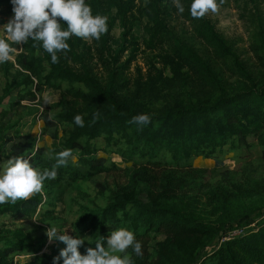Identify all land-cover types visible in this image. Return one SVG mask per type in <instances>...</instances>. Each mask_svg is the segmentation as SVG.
Listing matches in <instances>:
<instances>
[{
  "label": "trees",
  "instance_id": "obj_1",
  "mask_svg": "<svg viewBox=\"0 0 264 264\" xmlns=\"http://www.w3.org/2000/svg\"><path fill=\"white\" fill-rule=\"evenodd\" d=\"M192 2L181 0L185 8L182 15L195 23L210 57L183 42L170 29L167 17L171 10L177 9L171 0H86L94 16L107 17L108 32L100 40L93 39L104 75H99L88 62L89 51L84 48L83 38L73 36L67 41L71 51L66 57L58 53L59 63H52L42 44L29 39L14 61L0 64L5 77L0 108L6 98L10 99L9 106L13 109L21 105V100L35 98V91L43 92L48 87L62 90L63 83L68 84L63 91H69L83 102L72 103L63 97L53 105L59 109L52 120L47 109L42 114L44 131L58 140L48 149L38 145L36 138L16 140L0 128V155L27 158L26 152L30 155L35 150L30 163L43 170L55 163L48 156L72 149L75 163L70 159L66 167L57 170V178L44 186L50 195L57 184L73 185L117 168L114 162L108 164L107 158L99 154L102 148L96 140L104 138L110 146H118L115 151L132 163V169L125 184L110 192L105 206L82 207L75 224L77 230L92 229L104 241L118 228L132 231L142 243L143 253L136 256L128 250L134 264H264V218L255 226L248 222L252 227H243V234L225 239L237 227L234 224L246 223L256 208L246 211L245 204L237 202L236 195L222 186L208 192L210 206L190 192L194 174L187 168L193 157L213 158L221 164L220 156L226 145L229 144V149L249 148L250 136L264 146V82L255 80L207 14L200 19L191 16ZM137 7L148 17L145 26L151 42L165 40L173 45L166 61L175 72L174 78L186 85L187 74L183 71L186 67L205 90L203 96L193 90L186 98H174L173 103L150 113L121 101L120 92L126 85L122 73L141 51L139 40L133 34V10ZM117 21L123 30L113 49L112 32ZM61 23L66 29V22ZM12 46L19 48V45ZM127 51L129 56L122 62ZM225 71L236 76V81L230 83ZM156 84L150 75L147 87ZM97 111L101 118L93 123V113ZM77 114L84 119L83 127L74 122ZM138 114H149L151 122L145 126L128 123ZM59 124L68 127L62 129L61 138ZM46 204L53 205V199L44 200L42 192L36 193L26 201L0 205V216L25 223L35 215L40 218L51 213L52 210L42 211ZM41 229L37 225L29 229L0 224V264H54V258L63 248L56 246L50 252L43 251L48 236L46 232L39 233ZM152 234L164 236L156 242L153 251L150 250ZM215 240L217 245L205 251ZM21 254L33 257L23 262L16 259ZM59 264H63V258Z\"/></svg>",
  "mask_w": 264,
  "mask_h": 264
},
{
  "label": "rangeland",
  "instance_id": "obj_2",
  "mask_svg": "<svg viewBox=\"0 0 264 264\" xmlns=\"http://www.w3.org/2000/svg\"><path fill=\"white\" fill-rule=\"evenodd\" d=\"M217 2L219 3V0ZM13 7L11 0H0V27L6 24L14 15ZM133 13L135 22L133 34L139 40L141 51L137 59L122 73V79L126 80V85L120 92L121 101L135 105L136 108H141L140 110L145 113H150L165 108L164 106L173 103L174 98H186L187 93L193 90L198 93V96H203L205 90L195 78H192L191 72L186 67L183 70L187 74L188 83L186 85L174 78L175 72L166 61L167 54L171 55L173 45L165 40L151 42V36L145 26L148 17L138 7L133 10ZM207 15L213 21L217 30L238 53L255 80L259 83L264 82V0H224L218 13L209 12ZM167 20L170 29L177 37L193 46L205 57L209 56V48L198 36L195 29L196 25L192 20H188L180 14L178 9L171 10L170 17H167ZM122 30L120 22L117 21L112 32L114 36L113 49L119 43ZM0 38H6L3 28H0ZM21 47L22 45H19V48L15 46L17 49L16 54L22 50ZM95 47L93 39L90 41L84 40V48L89 51L86 57L88 62L91 66H94L99 75H104L105 72L99 64L100 61ZM16 54L13 56L12 61L15 60ZM128 56L129 51L122 56V62ZM225 73L230 83L236 81V76L228 75L227 71ZM150 75L157 82L153 87H147L146 85ZM4 86L5 77L1 70L0 95L3 93ZM141 87H144V89H141ZM66 88H68V84L63 83L62 90L48 87L43 92L35 91V98L23 99L21 105L13 109L9 106L10 99L6 98L0 108L3 110L2 113L0 112V128L5 130L7 136H13L16 140H24L29 136L36 138L38 145L47 149L51 148L58 140L44 131L45 123L42 114L47 109L49 114L51 113L53 116L54 112L59 109V107H53V105L63 97L68 98L72 103L82 104L83 102L69 91H63ZM45 94L53 97L52 104L43 103L42 97ZM13 95H17V90L13 92ZM64 127L67 126L59 124L60 138L63 135L62 129ZM249 142L251 143L249 148L243 146L229 149V144L226 145V150L220 156L221 164L213 158L199 156L190 159V165L187 168L194 174L191 179L190 192L198 195L205 202L204 205L210 206L207 198L208 192L222 186L236 195L237 202L245 204L243 209L246 211L256 208L255 213L250 218L251 221L247 220L244 224L237 222L234 224L237 227H245L250 224L255 226L260 219L264 218V146L253 136L249 137ZM96 144L102 148L99 154L107 158L108 164L114 162L117 168L109 172H102L94 176L93 179L79 180L73 185L57 184L53 188L62 191L56 193L55 190L50 195L46 194L47 192L43 187L44 200L53 199L54 204H46L42 211L52 210L51 213H45L40 218L35 215V219H30L25 223L9 216H0V224L9 228L25 226L29 229L37 225L42 227L39 233L47 232L49 228L54 226L61 232L66 231L73 238H84L85 242L80 247L82 254H87L89 247H95L97 240L104 242L106 245V241L96 237L92 229L84 227V230L79 231L75 228V224L81 216L83 206L95 208L107 204L110 192L127 181V174L132 169V163L123 160L122 156L115 151L118 146L115 144L110 146L104 138L97 139ZM107 148H111V151L106 152L105 149ZM10 159L12 158L4 154L0 155V173L3 172L4 165L6 166V162ZM167 159L170 160V156H167ZM49 183H51L49 180L44 181V186ZM248 222L251 223L247 224ZM152 235L151 251L154 250L156 242L164 238L162 235ZM213 242L215 243L209 245L205 251L211 250L217 245L216 240ZM56 246L65 248L67 245L58 239L50 241L48 238L43 251L50 252ZM32 257L31 254H21L16 259L24 262Z\"/></svg>",
  "mask_w": 264,
  "mask_h": 264
},
{
  "label": "clouds",
  "instance_id": "obj_3",
  "mask_svg": "<svg viewBox=\"0 0 264 264\" xmlns=\"http://www.w3.org/2000/svg\"><path fill=\"white\" fill-rule=\"evenodd\" d=\"M14 15L2 27L6 38H0V64L13 60L17 49L12 45H23L29 39L41 43L43 49L50 54L52 63H59L58 53L65 57L71 51L67 42L75 36L85 41L92 39L100 40L102 35L108 32L107 17L93 15L91 6L86 0H11ZM224 0H193L190 6V14L195 19L206 16L209 12L218 13ZM173 4L182 14L185 11L181 0H173ZM61 21L66 22L67 28H63ZM44 104H52L53 97L45 94ZM49 120L53 119L49 114ZM101 118L97 111L93 113L92 122L96 123ZM77 126H84L82 115L74 117ZM151 122L149 114H138L133 116L128 123L145 126ZM33 150L29 155L13 157L4 165L0 173V205L16 204L18 201H26L33 194L41 193L44 181L57 178V170L66 167L71 159L75 163L72 149H65L48 156L54 159L52 167L39 170L32 166L30 160L35 157ZM35 219V218H33ZM59 233V234H58ZM49 240L58 239L66 243L60 254L54 258V264H59L63 258V264H134L129 249L136 256H142V243L136 240L132 231L126 228H118L111 231L104 242L97 240L95 247H89L87 254H82L80 247L85 239L73 238L67 232H61L52 226L46 232Z\"/></svg>",
  "mask_w": 264,
  "mask_h": 264
},
{
  "label": "built area",
  "instance_id": "obj_4",
  "mask_svg": "<svg viewBox=\"0 0 264 264\" xmlns=\"http://www.w3.org/2000/svg\"><path fill=\"white\" fill-rule=\"evenodd\" d=\"M244 232H245V228H243V227H236V228H234V230H231L229 232V234L227 235V237H225V239L226 238H230L232 236L239 235V234H243Z\"/></svg>",
  "mask_w": 264,
  "mask_h": 264
}]
</instances>
